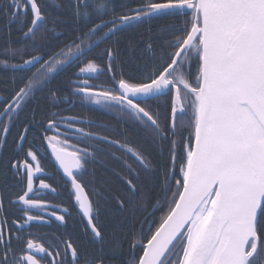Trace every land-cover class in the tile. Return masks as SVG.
I'll return each mask as SVG.
<instances>
[{
  "label": "snow or ice",
  "instance_id": "snow-or-ice-1",
  "mask_svg": "<svg viewBox=\"0 0 264 264\" xmlns=\"http://www.w3.org/2000/svg\"><path fill=\"white\" fill-rule=\"evenodd\" d=\"M0 81V150L15 129L4 167L17 188L0 192V264H264V0H0ZM77 101L116 113L117 138L61 115ZM109 158L115 185L84 179ZM153 191L151 214H163L129 228ZM53 224L65 231H31Z\"/></svg>",
  "mask_w": 264,
  "mask_h": 264
},
{
  "label": "trees",
  "instance_id": "trees-1",
  "mask_svg": "<svg viewBox=\"0 0 264 264\" xmlns=\"http://www.w3.org/2000/svg\"><path fill=\"white\" fill-rule=\"evenodd\" d=\"M144 27H147V25H145ZM138 30H143V28L138 29ZM21 32L17 31L16 25H12V39L13 41L17 42V46L18 44L20 45V41L19 38L21 36ZM195 62L193 63V69H195ZM53 85L54 86H58L61 88V95L66 94L67 89V78L62 74L60 77H57L56 80L53 81ZM10 87L9 85H6L5 83H3L2 81H0V89H6ZM2 94H7L6 91H4ZM92 110L89 109L87 110V112H90L88 115L90 117V119H95L97 121H103V123H107L109 126V128L111 130H107V129H95L93 132L94 133H98L101 135H109L113 138H117V133H116V129H122L123 126L120 124H115V119L113 117H110L108 115H105L104 111L101 110H96L95 108H98L100 106L98 105H92ZM79 109L83 110V113L86 112V109H83L81 107H77L75 110L77 112H75V114L79 117H82V115L79 112ZM95 109V110H94ZM107 114L112 115V113L114 112H109L107 110H105ZM15 135V129H13L12 133L8 136V144L9 146L4 148L1 151V158H0V182H1V192H15L17 191V188H12L10 189L9 187H6V185H10L13 184L15 181V178L13 177L12 173H11V169H5L4 164L5 162L8 160L9 156L11 155V143H12V138ZM33 134L29 133V139H32ZM119 139L123 140L124 137L123 136H119ZM128 141L134 145L137 148H141L144 145V141L136 136L133 133H129L128 137H127ZM87 143V144H86ZM85 144L89 147H93L95 146V141L92 140H88L85 142ZM84 147V146H83ZM99 147H101L104 150V153L106 154H110L114 149L108 147L107 145H99ZM182 149V145L181 148L179 149L181 151ZM144 151H150V149H148L147 147H143ZM101 159H104V157H101ZM153 160L154 163L157 164H165V162L160 161L156 156H153ZM178 162V161H177ZM108 163V169H105L104 167H102L99 163L97 164H89L88 169H87V173L84 176L85 180H91L92 179V173H94L95 177L97 180H107L109 181V183H112L113 185H115V178L111 176L110 170L111 169H115V170H119L120 166L117 162L111 161L110 158L107 161ZM165 166L170 167V165L165 164ZM14 179L13 181H10L9 179ZM177 178H179V176L177 175ZM173 188H175V183L173 181ZM159 195V192L157 191H153L151 193H149V207H148V211L143 212L141 214H138L136 220L134 221V223H131L128 225L129 228H136L139 229L141 226H143L145 229L148 228V224L149 221L152 220H156L158 221L160 216L163 214L162 211H156L154 215H152L151 213L153 212V209L151 208V204L155 202L156 197ZM66 202V200H64ZM6 204L5 206L7 207V201H5ZM67 203V202H66ZM67 206V205H66ZM164 211L167 210V205H164ZM102 223H107V219L106 218H102ZM154 227V226H153ZM75 230V232L79 233L80 232V227H79V221L77 218H70L69 219V224H68V228L67 231H73ZM65 229H60L58 228V233H62L64 232ZM85 244L83 242H81V248H84Z\"/></svg>",
  "mask_w": 264,
  "mask_h": 264
},
{
  "label": "flooded vegetation",
  "instance_id": "flooded-vegetation-1",
  "mask_svg": "<svg viewBox=\"0 0 264 264\" xmlns=\"http://www.w3.org/2000/svg\"><path fill=\"white\" fill-rule=\"evenodd\" d=\"M18 46H20V45L18 44ZM45 58H47V57H45ZM104 79H105L104 76H99L98 78L95 77V76H93V77L90 78V83H93V84L99 86V85L102 84V82L104 81ZM0 94H2V93H0ZM4 95H6V94H4ZM77 107L78 108L81 107L83 109H86V112L85 113H83V110L82 109H79V112L82 115V117H79V116H77L75 114V112H77L75 110ZM92 108H94V107H92V104H90V103H86V102H83V101H77V103L71 108V110H68L67 106L62 105L61 106V109H63V110L61 112V115H63V116H75V117H77V120L74 122V127H84L85 130H90L92 132L95 129H97V130H99V129L111 130L109 128L110 125H108L107 123H103V121H97L95 119H90V117L88 115L90 112H87V110H89V109L92 110ZM95 109L96 110L104 111L105 112L104 113L105 115H108V116L113 117L115 119V124H119L118 121H117V119H116V113H112L113 114V116H112V115L107 114L106 111H105L106 109H104V108L98 107V108H95ZM89 122L92 124V127L90 129L87 127V125L89 124ZM60 131H63V126L61 127ZM188 131H189L188 128L185 127L182 130L183 135L187 136L188 135ZM48 134L51 135L52 133L50 132ZM68 136H69L68 142L70 144H73V145L77 146V147H83V146H86V144H87V143L85 144L86 141L79 142L78 143L77 137L73 133H68ZM34 143H35L36 147L39 149L40 148V142H39V140H35ZM46 146L47 145L45 144L44 147L46 148ZM180 154L182 156V154H183L182 153V149L180 151ZM0 158H1V151H0ZM50 158L51 157H50V155L48 153V155L46 157H44V158L41 159V164H42V166L45 169V173L47 175H50L52 177L50 180H46V182L52 183V184L55 185L57 183L59 177L57 175V168L54 165V162L52 161V159H50ZM179 162L180 161L178 160V162L175 165V171H176V174L178 176H179V167H180ZM11 173H12V171H11ZM9 180L10 181H13L14 179L12 178V179H9ZM36 184L37 185L39 184V181L38 180L36 181ZM10 185H12V184H10ZM1 187L2 186H1V182H0V192H1ZM10 189H12V188H10ZM46 199L49 202H52V203H60V199L66 200V197H61L60 199H56L52 195H48L46 197ZM66 202L64 204H62L61 206L62 207L63 206H66L67 205ZM5 204H6V202H5ZM60 229H63V227H60ZM31 231L37 237H39V238H46V237H52L54 233L57 234L58 233V228H57L56 224H53L51 227H49V226H37V227H34ZM39 238L37 239V242L38 243H47V240L46 239H39Z\"/></svg>",
  "mask_w": 264,
  "mask_h": 264
},
{
  "label": "water",
  "instance_id": "water-1",
  "mask_svg": "<svg viewBox=\"0 0 264 264\" xmlns=\"http://www.w3.org/2000/svg\"><path fill=\"white\" fill-rule=\"evenodd\" d=\"M46 147H47V146H46ZM48 153H49V155H50V157H51L50 159H52V161L54 162V165H55V166H56V168H57L56 162H55L54 158L51 156L50 150H49V152H48Z\"/></svg>",
  "mask_w": 264,
  "mask_h": 264
},
{
  "label": "bare ground",
  "instance_id": "bare-ground-1",
  "mask_svg": "<svg viewBox=\"0 0 264 264\" xmlns=\"http://www.w3.org/2000/svg\"><path fill=\"white\" fill-rule=\"evenodd\" d=\"M22 34V33H21ZM19 41H20V39H19ZM181 145H182V143H181ZM179 164H180V162H179ZM73 219V218H72ZM75 219V218H74ZM78 219V218H77Z\"/></svg>",
  "mask_w": 264,
  "mask_h": 264
}]
</instances>
